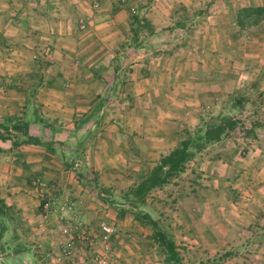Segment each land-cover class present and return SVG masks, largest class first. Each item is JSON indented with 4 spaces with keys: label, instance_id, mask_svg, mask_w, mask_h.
I'll return each mask as SVG.
<instances>
[{
    "label": "rangeland",
    "instance_id": "obj_1",
    "mask_svg": "<svg viewBox=\"0 0 264 264\" xmlns=\"http://www.w3.org/2000/svg\"><path fill=\"white\" fill-rule=\"evenodd\" d=\"M183 1L0 0V126L10 129L6 134L9 140L0 143V199L10 209L0 219V264H90L96 255L111 257L113 264H167L151 238L152 228L132 215L120 216V212L130 209V189L160 159L157 150L155 155L145 154L149 152L148 139L156 136L174 141L170 135L177 133L170 128L172 122L182 118L180 124L185 126L182 121L192 119L194 124L181 129L176 137L177 141L185 139L199 125L227 112L228 91L247 92L248 101L242 112L231 113L245 124L238 125L228 141L206 147L201 155L195 154L196 158L171 181V186L151 192L145 204L136 207L171 236L179 264H264V164L251 157L240 161L237 154L246 149L240 136L247 130L239 128L248 127L250 117L254 119L251 124L264 125V21L244 29L234 24L239 9L262 6L264 0ZM197 12L202 14L191 24L192 34L174 31L178 17ZM146 23L154 27V35L146 34L142 28ZM131 29H135L137 36ZM195 35L209 43L205 46L214 69L210 71L220 76L206 80L209 84L203 91L207 92L200 97L177 96V91L171 89L176 87L174 82L167 87L171 78L167 83L156 81L147 88L157 85L162 91L158 90L156 96L149 92L142 99L147 111L137 112L134 99L123 95L138 88L136 76L162 74L161 65H152L150 70L142 67L144 71H139L140 62L159 58L177 47H182L183 56L187 51L184 47L192 43ZM135 41L145 47L135 49ZM63 43L84 45L87 49L78 53L67 50L68 54H64L68 58L64 60L59 52ZM50 47L54 50L51 53L47 50ZM88 52L85 65L77 67V71L72 58ZM112 57L116 59L115 65L106 66ZM115 66L118 69L114 72ZM184 67L185 73L191 70L189 65ZM93 71L96 75L99 72L100 78L112 74L135 76L134 80L118 83L116 91L123 90L119 96L101 97L104 83L82 80ZM74 72L80 73L82 81L65 82ZM244 78V87L241 84L235 90V82ZM216 79L219 84L222 81L229 85L224 84L225 90H212L209 86H216ZM186 80L184 76L181 82ZM70 84L76 86L75 91L88 96L83 100L89 104L88 111L77 112L73 119L71 107L78 101ZM48 90L55 92L46 94ZM184 109H188L184 111L188 115ZM68 120L80 123V135L86 138L98 130L94 137L97 139L86 142L89 154L93 152V162H64L59 148L51 154L42 146H36L37 154L33 157L38 164L27 163L15 154L12 159L11 152L16 149L11 143L24 138L10 127L26 121H40L43 127L46 123L56 125ZM138 125L143 129L155 127L161 135L142 130L143 135L139 136ZM44 128H32L30 133H41L40 138L50 142ZM136 136L145 140L140 142L143 145H134ZM261 138L264 140V135ZM230 148L240 150L231 156H219ZM41 164L47 166L46 177L31 174L35 165L42 169ZM190 183L201 189L210 188L212 198L204 197L207 204L197 202L191 208L193 211L185 215L186 209L176 203L180 197L174 185L191 187ZM45 202L51 204L48 210L43 209ZM101 225L113 230L106 244L99 240ZM63 226H70L69 234H62Z\"/></svg>",
    "mask_w": 264,
    "mask_h": 264
},
{
    "label": "crops",
    "instance_id": "obj_2",
    "mask_svg": "<svg viewBox=\"0 0 264 264\" xmlns=\"http://www.w3.org/2000/svg\"><path fill=\"white\" fill-rule=\"evenodd\" d=\"M181 1H183V0H181ZM193 1L197 2V0H193ZM199 1L204 2V0H199ZM183 2H185V1H183ZM106 3H107V1H106ZM91 14H93V12H91ZM203 24H206V23H203ZM174 31H179V30H174ZM65 44L67 45V43L61 44L60 49H59L60 50L59 52L63 53V59L64 60L66 58H68V56H66L64 54L65 52L68 54L67 50H69V52H72V50H73L75 53H78V52H83L87 49V47L84 45L72 46L68 43V46H66ZM207 44H209V43L205 42L204 38L198 37L195 35L193 37L192 43H190L189 46L184 47V50H187V51L185 52V55H183V56L181 54L182 47H177L172 52L163 54L159 58L150 57V59H144L143 61L140 62L139 66H138L140 68L139 71H144V68H148L150 70L152 65H161L162 71L160 73H162V74H150V75L145 74L146 76H142V77L136 76L135 81L137 80L136 83H137L138 88L136 90L134 89V93L129 92V93L124 94L123 95L124 98L127 97V98L134 99L135 104H133V105H134V107H136L135 109H137V112L145 113L147 111L146 105L144 102H142V99L144 97L145 98L148 97L150 95L149 92L153 96H156L158 90L162 91V89L158 88L157 85L154 87H151V88H147V86L151 85L152 83H155L156 81L159 84H162V81L164 83H167L170 78H171V83L167 87L172 86V82H174L176 87L172 86L171 89H172V91H177V93H176L177 96L184 97L185 96L184 94H188L189 97H194L195 95H196V97H200L202 94L205 95L207 91H203V90H204V88H206V90H207V86L209 84V82L206 80L210 81V79H213L214 77L220 76L219 73H217L215 71H210V70H214V69H211V67H210L211 57H209L210 55L207 54V52L209 51V49L206 47ZM67 48H73V49H67ZM47 50L50 51V53H51V51H54L51 47L48 48ZM93 51H95V49H93ZM92 53H94V52H92ZM88 55H89V52L87 54H84L81 57H79L78 55H74V58H72L71 62L74 63L73 65L75 66V69H77V71H79L80 67L85 65V59H87ZM113 58L114 57H112V59H111V60H113L112 62H111V60L106 61L105 65L108 66L109 64H112V66H114L116 59L115 58L113 59ZM63 59L61 60V62L63 61ZM118 61H120V60H118ZM165 64H166V67L164 69ZM94 65H95V61H94ZM188 65L191 67V70L186 72V73L183 72V69L185 68L184 66L187 67ZM135 66H137V65H135ZM219 66L220 65H218V68H219ZM48 67L51 68L53 66L50 63V65ZM77 67H79V69ZM142 67H144V68H142ZM168 69H170V71H168ZM165 70H167V72ZM133 75L134 74H132L130 77H127V76L126 77H120L118 75H115V77H114V75L112 74L111 76L103 75L102 78H99L98 76H94L93 73H91V74L88 73L84 76V78L82 80H88V81H94V82L96 81V82L104 83V85L106 87H105L104 91L102 92V94H100V96L103 97L104 95L105 96L109 95L110 97L111 96L116 97L117 95L119 96L121 92H123V90L116 91V87L118 86V83L129 81L132 79L134 80ZM184 76L187 77V80H189V83L187 82V80L185 83L181 82V80L184 79ZM80 77L81 76H80L79 72L78 73L74 72L73 75H70L69 77H67V79H65L66 80L65 82H69V83L70 82L76 83V81L81 82L82 80ZM240 78H243V77H240ZM241 80H245V78L240 79L237 82H235L237 84V86L235 87V90L236 89L239 90L238 87L241 84H242V87H244V81H241ZM215 81H216V83H214V84L216 86H213V83H211L209 86V88H211L212 90H215V89L216 90H221V89L225 90V86L229 85L228 82H225L224 84H226V85H224L222 81L219 84L218 79H216ZM70 85L74 86L72 84H70ZM71 88L73 91H75V89H73V88H76V86L71 87ZM47 92L48 93H46V94H49V93L55 92V91L48 90ZM98 92L99 91H96V93H95L96 98L99 97V95H97ZM237 92H240V91H237ZM242 92H244V91H242ZM228 93L231 94L230 91H228ZM232 93H233V91H232ZM244 93H245V95L248 96L247 92H244ZM74 94H75V98L77 99L78 102L75 103L74 107H71L72 108V113L70 114L71 119L74 118L73 117L74 114L78 115L77 112H79V111L86 112L89 109V104L87 102H84V100H83V99H85L84 96H86V97H88V96L85 93L77 92V90L74 92ZM210 95L212 97L217 96V94H214V93L213 94L210 93ZM90 96H92V94H90ZM164 96H167V95L165 94ZM164 96H162V97H164ZM221 96H223V95H221ZM226 96H228V94ZM137 99H139V101ZM255 104H256V101H253L252 105H255ZM65 109H67V107H65L64 110ZM84 109L86 111H83ZM186 110H188V109H184L183 112ZM187 113L188 112H184V114L188 115ZM249 119L251 120L250 121V124H251L254 119H252L251 117ZM180 120H182V118L177 119L175 122H172V125L170 126V128L173 129L174 132L177 133L176 135H170L171 137H174V141L173 140H170V141L166 140L165 141L164 138H158L156 136L148 139V141L146 142V147H147L149 152L145 153L147 156L153 155V154L155 155L156 154V153H154L155 150H157L158 158H159V156L161 157L163 155H166L176 147L178 142L183 140V139H180L178 141L176 140V137H178L181 134L180 133L181 129L189 128V124L192 123V125H193L194 123H193L192 119L190 121H182L185 124V126H182L183 124H180ZM69 121H71V120H68L67 123H66V121L64 123H61L60 121H58V124H56V125H55V123L53 125L48 124V123L43 124V127H45L44 130L48 131V140L56 142L53 145V148H55V152H57L56 149L59 148L60 151L59 150L58 151L60 152V159L64 160V162H66L67 160H71V159L72 160H81L82 162H86V161L90 160L91 162H93L94 161L93 152H91L89 154V150L86 149V145H87L86 142L87 141H94L95 139H97L94 137H95L96 132L98 130L94 133H91V135H90L91 140H88V138L90 139V136L88 138H86L83 135H80L81 129L78 128V125L74 122L68 123ZM41 124L42 123L40 121H36L34 124L30 123L29 127H28L29 134L32 135L30 133L32 128H37L38 130L43 129ZM153 124H154V126H157L156 125L157 123L156 124L153 123ZM243 124H245V123L241 122L238 125H243ZM250 124L248 125V127L239 128L242 131L244 129L247 130L245 133H242V135L240 136L241 139L245 141L244 146L246 149H244V151H242L240 154L238 151L240 149L236 148L235 151H232L230 148V149H228V151L226 153H220L219 156L221 158L226 157V156H231L232 152L238 151L237 154L240 157V161L245 162L246 160H248V158L251 157L254 159V161H256V162L260 161V163L264 164V140L261 138V136L264 135V128H263L264 126L262 127L261 124L255 123V122L251 125ZM154 128L143 129V127L138 125L136 132L139 136L143 135L142 130H143V132L144 131L145 132H154L155 131L158 133V135H161V133L159 132V129H154ZM156 128H158V126ZM159 128L161 129L162 125ZM166 128H168V126H166ZM231 134H229V136L227 138H225L224 140L228 141L230 139ZM115 135H117V134H115ZM32 136L40 138L41 133L38 135L33 134ZM44 140H46V139L44 138ZM133 140H136V141H134L135 142L134 145L136 144L137 146L143 145L140 142H145V140L140 139V137H137V136L135 138H133ZM220 143H222V142H220ZM225 145H227V143H225ZM155 146H158V147H155ZM36 148L37 147L33 146V145H20V146L15 147L16 151L11 152L12 153L11 156L13 157L15 154V157H17V155H18L17 158L22 157L23 159H25V162H27V163L28 162H31V163L34 162L33 164H36L38 161L36 160V158H33V157H35V153L37 154ZM165 148L167 151H165ZM76 151H78L77 155H75ZM55 152L48 151L47 153L52 154ZM47 153H45V151L43 152V154H45V157H47L50 160L51 157ZM158 158H156L155 160H158ZM12 159H15V158L13 157ZM139 160H141L140 157H139ZM41 166H43L42 169H38L40 167H38L36 165H35V168L30 167V169L32 168L31 170H33L32 171L33 173H31V174H33L34 176L46 177L45 168L47 166L45 164H41ZM190 184H191V187H189V186L182 187L180 185H174L175 188H177L176 190L179 191L177 194L180 197V200L176 199V203L179 202V204H181L183 206V209H186L185 215L189 211H193V209H191V208H194V207H192L193 204H198V203H203V202H204L203 205L207 204L208 200L204 199V197L206 198L207 196H209L212 198V192H211L210 188L201 189L200 187L193 186L192 183H190ZM169 186H171V184H169V185H167L161 189H155V190L166 189ZM219 204H220V202H219ZM219 209H221V208H219ZM180 212H181V210H180ZM183 216H184V214H183Z\"/></svg>",
    "mask_w": 264,
    "mask_h": 264
},
{
    "label": "trees",
    "instance_id": "obj_3",
    "mask_svg": "<svg viewBox=\"0 0 264 264\" xmlns=\"http://www.w3.org/2000/svg\"><path fill=\"white\" fill-rule=\"evenodd\" d=\"M202 12H197L191 14L189 17H178V21L174 23V29L187 31L188 34H192V27L194 19ZM235 26L239 29H244L247 27L257 26L259 23L264 21V5L256 7H243L239 9L234 15ZM138 22V20H134ZM146 34L154 35V27L146 23L142 27ZM132 34L136 35L135 29H131ZM135 41L134 48L141 49L145 46L144 43H139ZM144 46V47H143ZM118 67H114L117 71ZM102 69H99L101 72ZM97 73V75L99 74ZM96 72L93 71V75ZM115 77V74H113ZM100 78V77H99ZM226 113H223L209 121L205 122L203 125H199L193 134H187V137L177 143L176 147L171 150L168 154L160 157L159 161L146 173H144L139 182L130 189L129 195L132 199H129L130 209H125L120 212V216H125L126 214L132 215L136 221H139L142 224L148 225L152 228L153 234L152 239L158 245L161 252L165 257L167 264H179V254L177 252V247L172 240L171 236L168 235L164 230H162L156 221L151 219V217L142 213L136 205L142 206L145 204L146 197L155 189H161L171 183V181L177 178L179 175L183 174L186 170L188 163L193 161L196 155H201L202 152L208 146H214L222 142L225 138L234 132L239 124V121L232 117L231 113L241 112L248 101L247 95L244 92H233L228 96ZM100 102L97 105L96 111L101 107ZM84 119L83 122L87 121ZM78 128L80 123L77 124ZM260 126V125H259ZM262 127L264 125H261ZM1 127V126H0ZM29 122L19 123L10 127L11 130L21 132L23 135V141L17 142L13 141L12 146L15 148L20 145H34L45 147L47 151L55 152L53 145L55 141L44 142L42 138L34 137L28 132ZM264 128V127H263ZM2 131L0 130V143L6 142L9 140L6 135L9 132V127L7 125H2ZM11 141V140H10ZM53 143V144H52ZM2 151L0 147V152ZM78 154V151L75 152V155ZM196 154V155H195ZM138 206V207H139ZM6 210H10L9 207H6L4 201L0 199V219L6 216Z\"/></svg>",
    "mask_w": 264,
    "mask_h": 264
},
{
    "label": "built area",
    "instance_id": "obj_4",
    "mask_svg": "<svg viewBox=\"0 0 264 264\" xmlns=\"http://www.w3.org/2000/svg\"><path fill=\"white\" fill-rule=\"evenodd\" d=\"M120 1L124 2L125 0H120ZM50 205L51 204H49V202L43 203V209L48 210ZM70 231H71L70 226H63L61 229L63 235L69 234ZM112 236H113V230L109 226L101 225L99 240L102 243L106 244L109 242ZM90 264H113V263H112V258L107 257V255H96Z\"/></svg>",
    "mask_w": 264,
    "mask_h": 264
}]
</instances>
